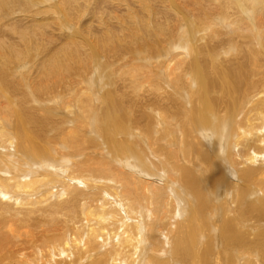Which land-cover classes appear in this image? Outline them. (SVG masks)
<instances>
[{
	"label": "bare ground",
	"instance_id": "1",
	"mask_svg": "<svg viewBox=\"0 0 264 264\" xmlns=\"http://www.w3.org/2000/svg\"><path fill=\"white\" fill-rule=\"evenodd\" d=\"M106 1L0 0V188L5 193L0 191V264H167L160 257L167 254H179L188 264H220V244H212L204 224L208 203L201 184L213 193L214 205L223 200L216 214L222 213L233 237L229 241L225 233L226 240L236 242L232 223L223 214L222 191L232 190L231 203L237 198L242 203L253 197L251 182L264 187V0H191L189 5L155 0L159 9L152 18L147 17L149 0L127 1L120 32L124 44L116 49L118 35L111 26L117 31L119 7L117 3L109 16L97 11L101 5L109 7ZM94 13L98 28L92 24ZM33 34L53 45L43 64L30 57L33 47L25 39L31 41ZM120 51L128 57L111 61ZM244 62L262 68L254 73L255 66L248 70ZM103 74L119 85L106 87L99 80ZM58 97L59 107L48 106ZM55 109L60 114L56 118L50 115ZM99 122L105 127L96 144L91 138ZM232 125L238 137V176L229 166L236 147L228 150V163L220 152ZM45 126L56 128L69 148H76L73 153L101 165L105 173L114 172L122 183L115 203L102 206V214L87 212L80 223L84 244L72 245L74 257L63 248V238L50 244L48 263L33 257L31 229L20 227L27 224L23 216L34 212L32 193L57 182L43 158L54 152V137L35 130ZM209 133L216 138L210 145L202 139ZM135 136L145 146L144 170L134 157L128 158L137 153ZM105 146L113 166L88 154ZM65 170L76 176L77 166ZM64 188L66 196L49 202L50 215L66 211L72 222L79 221L78 189ZM23 193L26 199L19 201L17 195ZM193 199L198 211L191 212L187 207ZM259 201L257 217L264 219V202ZM17 212L25 222L13 220ZM156 213L161 221L157 231ZM47 220L56 227L61 223ZM114 220H120L118 233L111 227ZM243 240H238L241 260L253 253ZM106 245L111 252L109 247L102 252Z\"/></svg>",
	"mask_w": 264,
	"mask_h": 264
},
{
	"label": "rangeland",
	"instance_id": "2",
	"mask_svg": "<svg viewBox=\"0 0 264 264\" xmlns=\"http://www.w3.org/2000/svg\"><path fill=\"white\" fill-rule=\"evenodd\" d=\"M112 1L114 3H112ZM127 1L132 2V0H107L106 2L109 5V7L101 5L97 9V11L109 16L110 10H112V8L118 3L119 14H118L117 19L115 20V28L117 31H115L113 25L111 26L115 34L118 35L115 41V44H116L115 49L117 47H121L124 44L123 41L121 40L122 36L120 35V32H121L122 26L124 25V21L127 19V15H128V13H126L123 8V4H125ZM177 2L180 3L181 5H189L191 3V0H177ZM146 4H147L146 9L148 10L147 17L152 18L154 15L153 10L159 9L158 4L155 0H149V2ZM149 6L151 9L148 8ZM142 14L145 15L144 11L142 12ZM96 16L97 14L94 13V18H91V19H93L92 24L97 25V28H98L101 26V24L99 23L98 19L95 18ZM44 17H45L44 15L40 14L38 20L43 22L45 20ZM0 23H3V22H0ZM194 23H195V20H193L192 28L195 27ZM34 25L35 27H37L36 23H34ZM46 27L49 29L48 25ZM106 30L107 29H104L101 35H103ZM20 37L22 38V35H20ZM38 38L39 36H36L35 34H33V36L31 37V41L27 39L25 40L28 41L29 44H31L33 47V50L30 53L31 54L30 57H33V59L37 63L43 64L45 61V57L47 56V52L49 51V47L53 45H50L49 41H38ZM42 38L43 40H46V37H42ZM53 50L55 51L57 49H53ZM122 56H125L124 58L125 60L128 57L127 51L118 52L117 55L111 58L110 60L113 61ZM134 59L140 62L139 61L140 57L138 58L136 57ZM245 63H246L245 68L248 70H251V68L248 66H251V67L255 66L253 70H251L254 73H257V71L262 68V65L256 66V65H253L247 62H244V65ZM134 64H138V63L134 62ZM146 68L147 67H145V69ZM247 74L250 75L251 73L247 71ZM31 75H34V72L31 73ZM102 77H100L99 75V80L103 79L102 84H104L106 87L110 85L109 87L112 90L115 86L119 85L115 82L114 77L105 76L104 74ZM165 77L166 75L164 73H161L159 75V78H162V80H165ZM105 78L111 79L110 84H109V79L106 80ZM113 82L115 83V85ZM215 95L218 96L219 93H215ZM61 99H62L61 97H58L56 99V102H53L51 105H48V106H51V107L58 106L59 107L61 104ZM58 111L59 110L55 109L54 113H51L50 115L56 118L60 116ZM46 113L49 114L48 112ZM101 120L104 121L103 117L101 118ZM177 124L178 123L175 120H173L171 123L175 131L178 129ZM73 125L74 123L65 124V126H73ZM95 125H96L95 135L91 139H93L94 143L97 144V141L101 136L100 130L105 127V124L99 122L98 124H95ZM242 127L243 125H241V128ZM241 128H238V131H241L242 130ZM35 130L40 131L44 136L54 137V145H50V146H54L53 148L54 152H52V155L50 156L45 154L43 158L45 159V161L48 160L49 162L48 164L51 165L50 170L53 172V175L56 178L57 182L52 183L51 186L48 187V189H40L39 191L32 193V197H33L32 198V201H33L32 208L34 212L23 216L24 218L26 217L25 221L27 222V224L24 226H20V227H30L31 229L32 234L30 236V241H31L32 246L36 249V252L35 254H33V257L38 260L48 263L47 254H48L49 249L51 248L50 244L54 243L57 240H63V238L66 239L65 240L66 245H63V248L65 250H68V253L70 256L74 257V255L72 254V250H71L73 247L72 245H74L75 243H80V246H83L84 244L85 235L82 234V232L80 231L81 229L80 223L85 222V220L87 219L86 216L89 215L87 214V212L93 213L97 216L102 214L100 211V208L102 206H109L115 203L116 197L114 196V193L119 192L121 190L122 183L119 181L117 176L113 175L114 172L111 174L105 173L101 171L102 169L101 165L95 164V163L90 164L81 155L73 153V151H75L76 148L72 147L71 145L69 148L62 134L56 128H50L49 126H45V127L36 128ZM224 135H226L227 139H226V142L223 143V150L220 152L223 154L222 159L228 163L229 159L227 156V152L229 149H232L233 147L234 148L236 147L235 149L238 148V146H236L237 145L236 140L238 137H237L236 132H233V125L229 127V131L228 129H226V132ZM218 136H223V134H220ZM139 138L141 137L140 136L133 137L132 140L137 144L135 147L137 153L132 152L128 156V158L131 159L134 157V160L139 164V167L143 169L141 165V159H146L145 154H143V151L145 152V146L143 143L138 141ZM105 149L106 151H108L107 147L105 146L104 148L101 147L100 149H98L94 154L93 153H88V154L90 158H93L96 160L104 159L108 161V164L110 166H113L114 162L112 161L109 154L108 155L105 154ZM46 150L49 151L50 148ZM44 151H42L40 154L43 155ZM236 152H237L236 153L237 155L234 156L233 162H231L229 166L233 168V174L238 176V149ZM116 155H119V154H116ZM152 162L155 165L157 164L155 160H152ZM73 164L77 166L76 176H74L73 174L65 170L67 166H70ZM94 169L96 170L95 172H93ZM217 169L219 168H216V170ZM203 171L211 174V172L208 171L207 168H203ZM32 175L34 174L28 175L27 178H30ZM83 180L86 182V184H84ZM176 180L178 181V183H182L178 179ZM201 182L202 180L200 179V183ZM215 183L220 184L218 180ZM64 184H68L70 190L74 188L78 189L76 192L79 194V197L77 199V209L78 211H80L79 221L76 220L72 222L73 219H70L68 217V215L65 213L66 211L58 210V211H55L54 214L50 215L49 202L51 201L57 202L61 198L66 196L67 194V190L64 188ZM251 184H252L251 193L253 192V190H255L253 192V197L252 199H249L246 202H242V203L238 202V198L233 203H231L232 190L229 189L226 191L224 189L222 191V198L225 197V205H226V208H224V212H223L225 218L229 219L230 222L232 223V226L235 230L236 237L238 238V240L240 239L248 240L247 242L243 240L242 244L245 245V247L249 250V252H253L252 254H247V256L242 260H241L242 258L241 256L238 257V254H243V253H239L238 251V240L234 243H229L226 240L225 233L227 234L229 241L233 242V237L230 235V233L227 232L229 228L224 223V218L222 216V213L216 214L217 211L215 210V208H217L218 205H221V202L223 200H218L217 205H214L213 199H212V196H213L212 191H211L212 195L208 193L207 191L205 192L204 185L201 184L203 194L205 196V199L207 200L206 202L208 203L206 210H205L207 212L205 215L206 222H204V224L206 225L208 229L212 244H215L216 242L220 244V248H219L220 250L219 251V263L220 264H240L242 263V261H244V264H264V219L257 217L258 210L261 205L259 200L261 199L264 202V187L258 185L255 182H251ZM183 187L188 189V187L185 185H183ZM187 189H184V190L187 193H190L191 190L190 189L187 190ZM0 191L1 193H4L2 188H0ZM48 191H51V193L48 194ZM47 194L49 196H47ZM191 195H193V193H191ZM17 198H19V201L26 199L24 193L18 194ZM153 205L158 206L155 204ZM187 208H189L191 212H194V210L198 211L197 203H195L194 199H193L192 205L188 206ZM154 214L155 212L153 213V215ZM13 216H14L13 220L15 221H18L21 223L25 222L23 218H21L22 215L21 216L18 215V212L14 213ZM131 216L134 221H137L139 219L138 216L135 214ZM49 217H52L53 219L60 221L61 223H57L58 226L56 227L52 224V222L49 223V221L47 220L49 219ZM4 218L9 219L10 216L5 213ZM150 218L151 217H147L145 221L149 222L151 220ZM153 222H154L155 230L156 231L160 230L161 221L159 220L157 213H156V217L154 218ZM16 226L19 227L17 223H16ZM198 226L196 225L195 228L197 229ZM111 227L115 228V232L117 233L120 232L122 229L120 225V220L119 221L114 220L113 223L111 224ZM258 239H263L261 241L262 243H259L257 241ZM15 240H16V243H19L21 241V238H18ZM36 245H38V247H36ZM107 247H109L107 250L111 252L112 247L110 245L104 246L102 252H104L105 248ZM40 249H42V256L40 253ZM256 251H258V253L254 254L256 253ZM160 257L161 259H164L165 263L167 264H176L177 261L179 262L181 261L183 264H188V260L179 254H172V256L167 254V255L160 256ZM146 258L147 256H145V259ZM74 263H77V261H75Z\"/></svg>",
	"mask_w": 264,
	"mask_h": 264
},
{
	"label": "clouds",
	"instance_id": "3",
	"mask_svg": "<svg viewBox=\"0 0 264 264\" xmlns=\"http://www.w3.org/2000/svg\"><path fill=\"white\" fill-rule=\"evenodd\" d=\"M203 142L208 143L209 145L212 143L213 140H215V135L212 133H209L207 135H205L204 137H202Z\"/></svg>",
	"mask_w": 264,
	"mask_h": 264
}]
</instances>
